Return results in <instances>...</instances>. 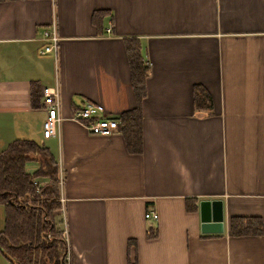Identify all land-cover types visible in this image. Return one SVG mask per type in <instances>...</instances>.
Instances as JSON below:
<instances>
[{"label":"crops","instance_id":"0c3cea01","mask_svg":"<svg viewBox=\"0 0 264 264\" xmlns=\"http://www.w3.org/2000/svg\"><path fill=\"white\" fill-rule=\"evenodd\" d=\"M52 22L55 56L39 52ZM45 86L57 87L61 117L48 137ZM86 102L119 121L138 105L141 152L122 130L95 134L72 119ZM16 138L58 162L54 222L66 226L70 264H264V0H0V150ZM206 198L222 200L220 232L200 229ZM234 215L262 230L230 233ZM4 221L0 203V230ZM0 264H13L1 249Z\"/></svg>","mask_w":264,"mask_h":264},{"label":"trees","instance_id":"16d2710c","mask_svg":"<svg viewBox=\"0 0 264 264\" xmlns=\"http://www.w3.org/2000/svg\"><path fill=\"white\" fill-rule=\"evenodd\" d=\"M140 59L137 52L131 55V79L138 101L145 95L146 75ZM194 93L197 106H211L208 94L198 89ZM119 118L128 149L141 152L139 106L121 112ZM31 160L38 162V168L29 173L25 163ZM38 177L49 180L36 189ZM58 181V162L47 146L32 139L16 138L0 150V203L5 207L0 249L13 264H57L63 246L54 222V211L61 206ZM229 224L232 234L262 230L258 217L234 215ZM148 234L151 236V231Z\"/></svg>","mask_w":264,"mask_h":264},{"label":"built area","instance_id":"2783aa9c","mask_svg":"<svg viewBox=\"0 0 264 264\" xmlns=\"http://www.w3.org/2000/svg\"><path fill=\"white\" fill-rule=\"evenodd\" d=\"M110 30V27L107 28ZM44 43L40 48L41 54L51 53L54 56L57 53V45L59 37L56 33L55 23H50L43 30ZM42 94L48 100V116L43 121V137H48L55 134L56 123L61 119L58 114V90L56 86H45L42 89ZM55 99L51 102V98ZM72 119L80 122L83 126L91 133L95 134H113L122 130L121 122L114 117L106 115L105 108L102 104L97 102H86L80 105L71 116ZM37 186L36 189L41 185L37 180L35 181ZM59 185L61 180H59ZM62 201V199H61ZM146 218L156 219L158 217L157 211L154 209H148L145 213ZM50 234L48 233V237ZM60 236L62 239V248L60 255L58 256L57 264H70V243L67 235L66 226L60 230Z\"/></svg>","mask_w":264,"mask_h":264},{"label":"water","instance_id":"95a60500","mask_svg":"<svg viewBox=\"0 0 264 264\" xmlns=\"http://www.w3.org/2000/svg\"><path fill=\"white\" fill-rule=\"evenodd\" d=\"M200 229L202 232L223 230V207L219 198L202 199L199 202Z\"/></svg>","mask_w":264,"mask_h":264}]
</instances>
